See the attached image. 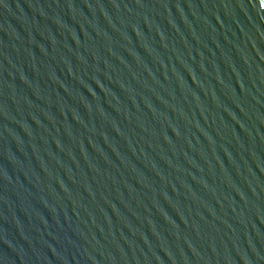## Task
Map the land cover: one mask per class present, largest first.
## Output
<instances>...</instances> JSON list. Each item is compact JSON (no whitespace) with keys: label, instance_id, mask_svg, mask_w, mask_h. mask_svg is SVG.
Segmentation results:
<instances>
[{"label":"water","instance_id":"1","mask_svg":"<svg viewBox=\"0 0 264 264\" xmlns=\"http://www.w3.org/2000/svg\"><path fill=\"white\" fill-rule=\"evenodd\" d=\"M0 264H264V0H0Z\"/></svg>","mask_w":264,"mask_h":264}]
</instances>
